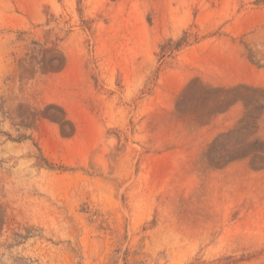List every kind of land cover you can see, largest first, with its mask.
<instances>
[{"label": "rangeland", "instance_id": "1", "mask_svg": "<svg viewBox=\"0 0 264 264\" xmlns=\"http://www.w3.org/2000/svg\"><path fill=\"white\" fill-rule=\"evenodd\" d=\"M0 264H264V0H0Z\"/></svg>", "mask_w": 264, "mask_h": 264}]
</instances>
